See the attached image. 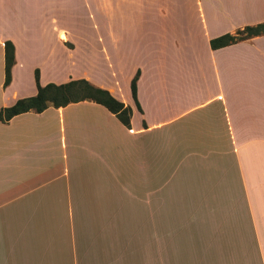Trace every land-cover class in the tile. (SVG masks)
I'll use <instances>...</instances> for the list:
<instances>
[{"label":"crops","instance_id":"crops-1","mask_svg":"<svg viewBox=\"0 0 264 264\" xmlns=\"http://www.w3.org/2000/svg\"><path fill=\"white\" fill-rule=\"evenodd\" d=\"M88 3L82 24L67 0H0V109L37 70L131 110L129 127L87 100L0 122V264H264V34L209 46L264 23V0Z\"/></svg>","mask_w":264,"mask_h":264},{"label":"trees","instance_id":"trees-1","mask_svg":"<svg viewBox=\"0 0 264 264\" xmlns=\"http://www.w3.org/2000/svg\"><path fill=\"white\" fill-rule=\"evenodd\" d=\"M264 34V23L253 26H245L236 30L233 34H224L209 41L210 49H218L231 45L237 41L245 40L254 36ZM3 59H4V81L3 86L8 85L10 81V69L13 65V46L10 42L3 43ZM137 74L130 81V93L135 100V81ZM34 81L36 93L34 96L16 100L11 106L0 109V122H7L11 117L25 113H40L47 107H63L69 103L79 101H92L103 106L108 112L113 114L115 118L124 126L129 127V118L131 110L128 106L115 100L106 90L96 88L83 79L70 80L66 83L54 85L46 84L40 86L37 81V70L34 71Z\"/></svg>","mask_w":264,"mask_h":264},{"label":"rangeland","instance_id":"rangeland-1","mask_svg":"<svg viewBox=\"0 0 264 264\" xmlns=\"http://www.w3.org/2000/svg\"><path fill=\"white\" fill-rule=\"evenodd\" d=\"M90 16L88 0H67L66 17L80 19L82 24L88 22ZM86 65V64H85ZM93 67V66H92ZM98 68L105 75L104 63L99 61Z\"/></svg>","mask_w":264,"mask_h":264}]
</instances>
